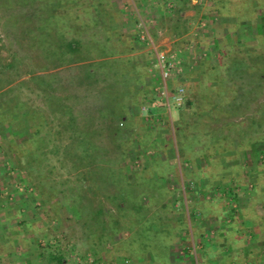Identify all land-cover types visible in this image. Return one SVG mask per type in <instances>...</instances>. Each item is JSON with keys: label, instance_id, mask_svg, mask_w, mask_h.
I'll use <instances>...</instances> for the list:
<instances>
[{"label": "rangeland", "instance_id": "obj_1", "mask_svg": "<svg viewBox=\"0 0 264 264\" xmlns=\"http://www.w3.org/2000/svg\"><path fill=\"white\" fill-rule=\"evenodd\" d=\"M162 1L157 16L181 10ZM132 2L0 0V264H154L165 239L161 264H182L212 240L188 223L264 242V0H184L180 106L117 117L99 106L137 102V33L111 21ZM161 178L174 196H149Z\"/></svg>", "mask_w": 264, "mask_h": 264}, {"label": "crops", "instance_id": "obj_2", "mask_svg": "<svg viewBox=\"0 0 264 264\" xmlns=\"http://www.w3.org/2000/svg\"><path fill=\"white\" fill-rule=\"evenodd\" d=\"M178 1H181V3L179 2L181 5H177ZM178 1L175 0L174 6H181V10H178L179 12L176 11V14L174 13V15L171 13L166 16H157L156 8L162 7L163 1L161 3H154V0H137L135 3L134 0L132 3H134V7L137 8V12L131 14L132 17L129 16L130 14H128L125 7H123L121 9L122 14L120 15V25L113 23L114 19H111L112 29L114 27L120 29V32L124 33L126 36L131 33H137V43L134 46L132 45L135 48L134 52L137 53V102L124 101L125 106L122 107L123 113H139L144 117L146 113L174 112V107L177 104L175 99L177 94L173 88H176L181 84L177 83L178 81L174 75L171 80L163 79L162 72L157 65V61L159 57L164 54L163 52L169 51L170 53L175 52V50L182 51L186 47V42L189 38L187 36L190 34V23H192V21L191 16L189 15L190 13L188 14L190 10L187 8L184 9V0ZM172 10L174 9L172 8ZM135 15L137 16L136 19H134ZM174 30L175 32H173ZM184 85L187 86L186 84ZM118 98L121 99V97ZM109 101L110 98L108 99L107 97H103L101 99L102 104L99 108L101 109L100 111H104L102 113L110 111V107L114 109L113 106L107 105ZM161 182L162 178L159 180V188L153 186V191L149 194V196L157 197L156 193L160 191V188L163 189ZM182 182H184V184L187 183L186 179H182ZM163 190L165 191L166 189ZM170 190L172 191H165V193H163V197L162 194L159 193V198L174 196V189ZM182 193H185L183 189ZM196 208L198 207L196 206ZM157 211V209H151L150 213H157ZM221 211L222 210L219 209L217 212L213 211L214 213L209 214L210 216H215ZM200 225L203 226V223H188L187 227L192 232H196L195 235L199 237H197L199 241L202 240V231L206 232L209 230L207 234L209 237L212 236V240H204L203 242H206L207 244H204L205 247L202 251L197 252L198 256L193 258L188 255L182 259V264H264V253H259L260 256L258 259L257 252H251L253 251V247L260 248L264 242L261 243V245L257 242H255L256 244L249 242L241 246L239 245L240 243H237L232 238L230 243L227 241L228 245H225L226 240L222 239V234H227L229 230L224 228V224L218 225V227L217 225H214L213 227L212 225H208V227L204 226L202 228ZM236 229L233 228V232L236 231ZM211 231H213L212 234L210 233ZM188 233L191 232L188 231ZM188 233L186 239H188ZM166 241L167 239H165V244L160 243L161 245L159 247L156 246L153 252L150 251L153 254V257L150 258L148 262L161 264L164 261L166 263L170 260L173 261L171 255L165 253L166 251H171L169 249L171 246H168ZM168 244L170 245L171 243ZM184 245L185 244L182 245L183 250L187 252V249L190 251V247H193L195 244H189L187 242L186 245ZM196 245L200 247L199 242H197ZM150 252L146 251L144 253Z\"/></svg>", "mask_w": 264, "mask_h": 264}, {"label": "built area", "instance_id": "obj_3", "mask_svg": "<svg viewBox=\"0 0 264 264\" xmlns=\"http://www.w3.org/2000/svg\"><path fill=\"white\" fill-rule=\"evenodd\" d=\"M177 55L175 52H170L167 55H161L157 61L158 67L161 69L160 71L162 72V78L163 79H169L172 78L174 73H178L180 68H178V60H177ZM182 87L180 91L176 92V103L177 105L181 104L182 100V95H181Z\"/></svg>", "mask_w": 264, "mask_h": 264}, {"label": "trees", "instance_id": "obj_4", "mask_svg": "<svg viewBox=\"0 0 264 264\" xmlns=\"http://www.w3.org/2000/svg\"><path fill=\"white\" fill-rule=\"evenodd\" d=\"M63 36V35H62ZM61 36V37H62ZM64 38V36L62 37V39ZM62 39H60L61 41H62ZM63 42H61V43H59V44H62ZM75 43V45H79V43L77 42V41H70L68 44H69V46L68 47H71L72 46V44H74ZM56 52V51H55ZM54 52V53H55ZM110 53H112V52H110ZM189 102V104H190V102L191 101H188ZM114 107V106H113ZM116 107H114V109L111 107L109 110L110 111H108L107 113H116L115 115L117 116V117H119L122 113H123V108H120V109H115ZM74 136H75V138L80 142V146H81V144L84 142V144L82 145V152H83V158L85 159V160H89L90 159V157H91V154H92V152H93V150H94V146L92 145V142L90 141V139L89 140H87L86 138H87V132L84 130V131H75V134H74ZM84 172H86L85 170H84ZM87 175H85V177H86ZM84 177V176H83ZM85 181L87 180L86 178L84 179ZM58 260H59V258H58Z\"/></svg>", "mask_w": 264, "mask_h": 264}]
</instances>
